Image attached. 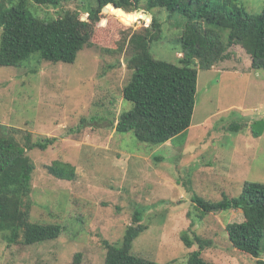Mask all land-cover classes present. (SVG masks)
Here are the masks:
<instances>
[{
	"label": "rangeland",
	"instance_id": "374dc122",
	"mask_svg": "<svg viewBox=\"0 0 264 264\" xmlns=\"http://www.w3.org/2000/svg\"><path fill=\"white\" fill-rule=\"evenodd\" d=\"M18 1L6 0L8 5ZM29 3V10L44 19L67 11L88 19L95 4ZM232 3L251 13L264 7V0ZM143 11L162 23L151 44L153 56L179 63L185 16L167 9ZM152 20L127 25L138 31ZM122 27L114 22L98 32L94 45L85 46L74 63L33 59L0 65V124L15 128L20 141L27 132L35 140L58 138L46 150L28 151L36 164L32 219L65 227L59 238L33 245L9 244L0 236V264H104L105 240L121 241L135 211L144 209L141 222L149 228L133 242L138 256L159 263L186 261L198 245L187 246L181 236L194 219V232L212 242L203 251L209 264H256L257 258L232 247L226 233L228 223L244 220L243 210L207 211V204L240 197L246 181L264 183V70L251 67V55L241 45L231 46L230 57L210 69L198 65L191 127L162 145L144 142L134 131H116L120 113L132 107L123 94L132 70L127 54L117 51ZM217 29L227 42L229 30ZM56 160L75 165L76 178L50 174L47 166Z\"/></svg>",
	"mask_w": 264,
	"mask_h": 264
},
{
	"label": "trees",
	"instance_id": "16d2710c",
	"mask_svg": "<svg viewBox=\"0 0 264 264\" xmlns=\"http://www.w3.org/2000/svg\"><path fill=\"white\" fill-rule=\"evenodd\" d=\"M30 1L37 6L57 7L67 0H19L10 5L0 0V28L3 29L0 65L21 66L33 59L74 63L85 46L94 45L93 38L98 32L108 30L117 22L123 26L119 29L117 51L127 54V67L132 70L123 94L125 101L132 102V107L120 113L116 131H134L139 140L154 145H162L191 127L198 65L210 69L230 57L231 46L241 45L251 55V67L264 70V7L261 12L251 13L232 3L233 0H93L95 4L88 11V19L79 11L44 19L34 7L31 6L38 16L29 10ZM143 9L150 13L167 9L185 16L186 26L180 39L183 56L179 63L153 56L151 44L159 37L162 23L158 15L153 13L152 20L151 14L139 11ZM135 11V14L129 13ZM140 19L152 20V23L138 31H133V24L127 25ZM217 28L229 30L227 42ZM57 139L44 136L35 140L27 132L20 141L15 128L0 124V236L9 244L33 245L57 239L64 233L63 225L36 222L31 215L36 164L28 151L46 150ZM47 169L61 180H73L77 176V168L70 162L56 160ZM207 209L243 210L244 220L228 223L226 233L232 247L257 258L256 264H264L261 257L264 251L263 182L246 181L240 197H226L218 203L207 204ZM144 213L145 209L135 211L133 223L127 226L121 241L105 240L104 264H209L203 251L212 242L194 232V219L181 236L187 246L198 245L186 261L159 263L134 254V240L149 228L141 222Z\"/></svg>",
	"mask_w": 264,
	"mask_h": 264
},
{
	"label": "clouds",
	"instance_id": "9594fccd",
	"mask_svg": "<svg viewBox=\"0 0 264 264\" xmlns=\"http://www.w3.org/2000/svg\"><path fill=\"white\" fill-rule=\"evenodd\" d=\"M139 11H143V10H139ZM126 12V11H125ZM135 12H137V11H135ZM130 13V12H129ZM151 15H153L152 13H151ZM146 20V19H145ZM148 21V20H147Z\"/></svg>",
	"mask_w": 264,
	"mask_h": 264
},
{
	"label": "water",
	"instance_id": "95a60500",
	"mask_svg": "<svg viewBox=\"0 0 264 264\" xmlns=\"http://www.w3.org/2000/svg\"><path fill=\"white\" fill-rule=\"evenodd\" d=\"M116 9H120V8H116ZM120 10H122V9H120ZM122 11H124V10H122Z\"/></svg>",
	"mask_w": 264,
	"mask_h": 264
}]
</instances>
